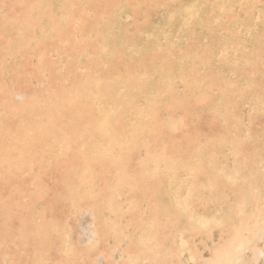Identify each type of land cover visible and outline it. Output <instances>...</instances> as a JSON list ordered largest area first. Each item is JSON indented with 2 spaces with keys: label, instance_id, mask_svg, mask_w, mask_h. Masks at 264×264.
<instances>
[{
  "label": "bare ground",
  "instance_id": "obj_1",
  "mask_svg": "<svg viewBox=\"0 0 264 264\" xmlns=\"http://www.w3.org/2000/svg\"><path fill=\"white\" fill-rule=\"evenodd\" d=\"M53 263L264 264V0H0V264Z\"/></svg>",
  "mask_w": 264,
  "mask_h": 264
},
{
  "label": "rangeland",
  "instance_id": "obj_2",
  "mask_svg": "<svg viewBox=\"0 0 264 264\" xmlns=\"http://www.w3.org/2000/svg\"><path fill=\"white\" fill-rule=\"evenodd\" d=\"M91 220H92V217H91V213L89 210H83L82 213H80L79 224H78L80 241H85L88 237L91 236L90 232L93 230V225H92ZM53 264H56V263H53Z\"/></svg>",
  "mask_w": 264,
  "mask_h": 264
}]
</instances>
